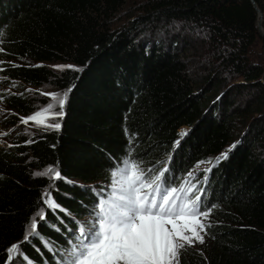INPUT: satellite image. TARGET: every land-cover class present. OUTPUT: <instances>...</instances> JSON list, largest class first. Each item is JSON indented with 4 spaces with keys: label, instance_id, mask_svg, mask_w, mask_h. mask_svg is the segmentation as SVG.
<instances>
[{
    "label": "trees",
    "instance_id": "16d2710c",
    "mask_svg": "<svg viewBox=\"0 0 264 264\" xmlns=\"http://www.w3.org/2000/svg\"><path fill=\"white\" fill-rule=\"evenodd\" d=\"M253 1L264 30V0ZM127 2L0 0V85L13 91H0L3 105L26 116L37 104L28 87L69 90L59 129L0 148V264L12 244L20 253L11 264L61 263L74 221L94 211V195L112 185L111 171L125 159L149 174L170 157L164 181L176 184L226 148L209 175L205 241L182 250L180 264H264L255 10L249 0H140L128 23L113 27ZM58 62L79 70L56 74L44 65ZM212 107L219 115L205 113ZM245 117L255 131L237 146L231 125ZM49 167L62 178L37 175ZM45 193L58 208H48ZM33 219L38 235L25 241Z\"/></svg>",
    "mask_w": 264,
    "mask_h": 264
},
{
    "label": "snow or ice",
    "instance_id": "6c2138e0",
    "mask_svg": "<svg viewBox=\"0 0 264 264\" xmlns=\"http://www.w3.org/2000/svg\"><path fill=\"white\" fill-rule=\"evenodd\" d=\"M55 67L63 70L71 66ZM47 95L53 102L34 115L21 118L23 123L35 121L39 125L41 118H47L46 114H51L52 118L63 117L66 94ZM57 106L58 112L54 111ZM45 127L59 129L60 124ZM225 157L226 153L222 154L221 158ZM37 175L53 180L62 178L53 167ZM164 175L161 172L148 179L139 166L128 159L123 161V167L111 171L112 192L107 199L99 201L92 227L81 226L77 238L80 243L73 249L71 264H180L182 250L195 243L202 244L204 238L200 233L206 225L200 217L206 218L209 211L200 210V197L187 201L174 195L180 189L162 182ZM45 204L54 210L59 207L48 193H45ZM38 215L43 219V210ZM36 228L33 219L25 241L30 235H38ZM6 251L5 264H11L15 254L20 253L19 244H12Z\"/></svg>",
    "mask_w": 264,
    "mask_h": 264
},
{
    "label": "rangeland",
    "instance_id": "374dc122",
    "mask_svg": "<svg viewBox=\"0 0 264 264\" xmlns=\"http://www.w3.org/2000/svg\"><path fill=\"white\" fill-rule=\"evenodd\" d=\"M139 1L140 0H128L127 4L129 6L128 7L129 9L122 10L121 13L116 16V18L114 19V24H113L114 26L113 27L117 28V27H121L123 25H126L128 23V21L130 20V18L128 17L130 14V9H135L134 6H136V3L137 2L139 3ZM250 57H251L250 58L251 61L260 64L264 70V38H261L259 36L256 37V41H255V43L251 49ZM44 65L47 68L51 69L56 74H58L64 70H67V69L79 70L75 65H73L72 63H69V62L45 63ZM55 66H71V67L70 68L65 67L63 70H60L59 68H57ZM0 80H2V79H0ZM27 89L29 92V96L34 97L37 100V104L35 105L33 111L26 116L15 114L11 110H9L7 107H5L3 105V103L0 101V148H10V147L16 146V140H18V139L28 140L29 137H31L32 135H34L40 131L57 130L55 128L45 127L46 124H55V123L61 124L62 117L52 118L51 114H46L47 118H41L42 123H40L39 125L35 121H28V123H23L21 118H27L28 116L34 115L37 111L42 110L49 103H52L53 101H52L51 97L47 94L55 93V94H58L60 96H64L66 94V98H67L69 90L68 89H56V88H53L49 85H44L41 87H28ZM0 91H7L9 93L13 92L10 88L2 87V85H0ZM42 93H44V94L42 95ZM220 94L221 93L214 95V101L217 100V98ZM215 106H217V108H218L219 104H214L213 107H215ZM217 108L216 109L213 108L210 110L207 109L208 111H206L205 113L209 115L210 112H212V114H214V115H219V111H217ZM54 111H57V112L59 111L58 106L54 109ZM63 111H64V109H63ZM262 114L263 113H259L256 116H254V118L255 117L258 119H260L261 117L264 118L262 116ZM10 120H12L13 123H10L9 122ZM244 121H245V123L242 125L240 124V122L238 120L235 121L231 125L232 132L234 133L233 134L234 135L233 140H234V143L237 144V146H241L245 143L247 131L250 130L249 126H251V124H250L251 119H248L247 117H245ZM258 125L261 127H264V119L259 121ZM254 131H255V127H253V129H251L249 132H251V134L253 135ZM231 146H229L228 148H230ZM227 150L228 149L226 148L216 158H214L212 160H209L205 163H201V164H197V165L193 166V168L190 171H188L187 173H191V174L198 173V176H200V177H204L206 175H215L219 169V162H217V159L220 158L219 159V161H220L222 159L221 158L222 154L227 153ZM254 151H256V153L259 156H262L263 147L257 146ZM168 160H171V158L167 157V158L162 159L163 162L159 165V168L162 166V164H164V162H167ZM41 172H44V171H41ZM41 172H39V173H41ZM45 177H47V179L49 181H51V183H52L53 179L49 178V176H45ZM194 186H195V184L187 185L185 188H183L181 191H179L176 196L185 198L187 201L193 200V198H191L189 195L192 192ZM95 189H97V187H95V186H93L91 188V190H95ZM44 197H45V194H44ZM48 208H50V207H48ZM50 209H52V208H50ZM93 217H94L93 213H91L90 215L83 217L81 219V221H83L85 223H91L93 220ZM37 218H38V220H41L39 215L37 216ZM200 220L203 224H206L207 222H209V215L206 218L200 217ZM169 227H171V225H169ZM29 228H30V225L28 226L26 232L29 231ZM200 234L203 236L204 241H205V235H204L203 231ZM199 245H201V243H195L193 246L186 247V248H193V247L199 246Z\"/></svg>",
    "mask_w": 264,
    "mask_h": 264
},
{
    "label": "water",
    "instance_id": "95a60500",
    "mask_svg": "<svg viewBox=\"0 0 264 264\" xmlns=\"http://www.w3.org/2000/svg\"><path fill=\"white\" fill-rule=\"evenodd\" d=\"M253 9L256 12V29H257V34L259 37L264 38V31L262 29V20H263V14L262 12L259 10V8L257 7V5L255 4V2L253 0H249ZM260 82L262 84H264V71L262 73V76L260 78Z\"/></svg>",
    "mask_w": 264,
    "mask_h": 264
}]
</instances>
